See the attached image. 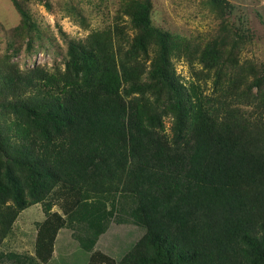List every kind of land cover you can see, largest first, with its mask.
Segmentation results:
<instances>
[{
    "label": "trees",
    "instance_id": "1",
    "mask_svg": "<svg viewBox=\"0 0 264 264\" xmlns=\"http://www.w3.org/2000/svg\"><path fill=\"white\" fill-rule=\"evenodd\" d=\"M24 1L11 0L36 28ZM124 11L133 47L158 46L146 70L103 32L70 40L63 69L0 64V244L42 203L34 256L44 264L65 224L90 249L117 213L145 231L118 260L97 253L93 264H264V110L184 85L170 61L181 39L154 27L149 0ZM56 188L64 215L45 200Z\"/></svg>",
    "mask_w": 264,
    "mask_h": 264
},
{
    "label": "rangeland",
    "instance_id": "2",
    "mask_svg": "<svg viewBox=\"0 0 264 264\" xmlns=\"http://www.w3.org/2000/svg\"><path fill=\"white\" fill-rule=\"evenodd\" d=\"M125 1L25 0L23 7L36 23V28H29L11 0H0V64L63 69L70 40L103 32L111 37L116 54L133 66L148 69L158 46L133 47L138 29L124 11ZM149 1L154 27L181 39L178 51L170 54L180 82L195 83L212 96L221 90L233 103L260 116L264 110V0ZM207 48L214 49L218 57L207 56ZM163 120L169 131L171 116ZM61 193L56 188L45 200L53 201L51 211L64 215ZM45 217L42 203L18 213L0 244V264H18L21 259L25 264H44L34 252L37 230ZM82 231L66 224L61 227L48 264H93L97 253L118 260L145 230L127 214L117 213L90 249H84L75 237ZM11 252L19 256L8 257Z\"/></svg>",
    "mask_w": 264,
    "mask_h": 264
}]
</instances>
